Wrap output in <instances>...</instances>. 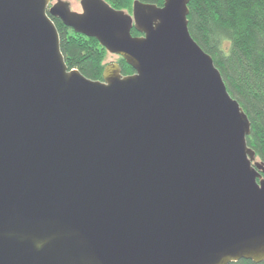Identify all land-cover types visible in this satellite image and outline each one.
I'll use <instances>...</instances> for the list:
<instances>
[{
  "label": "water",
  "instance_id": "1",
  "mask_svg": "<svg viewBox=\"0 0 264 264\" xmlns=\"http://www.w3.org/2000/svg\"><path fill=\"white\" fill-rule=\"evenodd\" d=\"M188 1L0 0V264L264 259V164ZM49 14L134 72L69 68Z\"/></svg>",
  "mask_w": 264,
  "mask_h": 264
},
{
  "label": "trees",
  "instance_id": "2",
  "mask_svg": "<svg viewBox=\"0 0 264 264\" xmlns=\"http://www.w3.org/2000/svg\"><path fill=\"white\" fill-rule=\"evenodd\" d=\"M115 10L132 13L134 1L161 6L164 0H105ZM187 27L193 39L213 58L229 94L250 122L247 146L264 164V0H189ZM60 49L69 68L85 77L102 80L109 53L94 37L75 32L49 14ZM132 35H140L133 27ZM116 63L122 75L134 72L123 57ZM227 264H264V259L232 260Z\"/></svg>",
  "mask_w": 264,
  "mask_h": 264
},
{
  "label": "rangeland",
  "instance_id": "3",
  "mask_svg": "<svg viewBox=\"0 0 264 264\" xmlns=\"http://www.w3.org/2000/svg\"><path fill=\"white\" fill-rule=\"evenodd\" d=\"M56 0H50V2H55ZM62 1H66L69 3L70 5V9L73 12H81V5H80V0H62ZM126 12V11H124ZM129 13L130 15H132V13L130 12H126ZM117 60V55L115 54H111V53H107L106 58H105V63L110 64V63H115Z\"/></svg>",
  "mask_w": 264,
  "mask_h": 264
},
{
  "label": "flooded vegetation",
  "instance_id": "4",
  "mask_svg": "<svg viewBox=\"0 0 264 264\" xmlns=\"http://www.w3.org/2000/svg\"><path fill=\"white\" fill-rule=\"evenodd\" d=\"M59 0H56L55 2H49V6H52L54 3H56Z\"/></svg>",
  "mask_w": 264,
  "mask_h": 264
}]
</instances>
